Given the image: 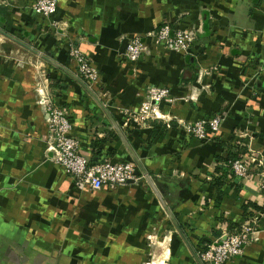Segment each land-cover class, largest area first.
<instances>
[{"label": "crops", "instance_id": "obj_1", "mask_svg": "<svg viewBox=\"0 0 264 264\" xmlns=\"http://www.w3.org/2000/svg\"><path fill=\"white\" fill-rule=\"evenodd\" d=\"M0 1V30L78 78L36 55L0 61V264H57L58 255L74 264L77 251L87 264L88 251H96L100 262L106 255H135L164 210L136 164L140 178L94 192L78 189L51 160L36 92L49 94L66 113L79 154L90 161L134 162L67 60L71 45L96 68L98 88L88 89L182 225L187 244L179 235L182 244L171 262L197 264L193 245L200 238L212 241L256 220L260 230L222 264H264V0H56L48 18L31 12L32 0ZM162 23L192 31L186 53L154 46L144 36ZM133 34L146 47L129 63L121 54ZM148 86L168 89L171 100L158 103L172 119L168 126L156 120L141 127L125 123L122 110L135 107ZM213 113L224 120L207 142L175 123ZM228 151L254 156L244 177L215 170L224 168ZM217 175L219 191L212 184ZM245 201L260 208L244 213Z\"/></svg>", "mask_w": 264, "mask_h": 264}, {"label": "built area", "instance_id": "obj_2", "mask_svg": "<svg viewBox=\"0 0 264 264\" xmlns=\"http://www.w3.org/2000/svg\"><path fill=\"white\" fill-rule=\"evenodd\" d=\"M3 2V1H0ZM56 0H34L31 9L43 16L51 15L55 11ZM152 45L178 53H186L193 39L192 31L188 29L171 30L167 23L158 25L154 30L145 33ZM146 44L141 36L130 35L125 43L122 58L135 63L142 56ZM75 72L82 78L86 86L97 89L99 75L91 65L89 58L75 46L67 50ZM45 96V97H43ZM39 97L41 107L44 109V122L48 133L47 149L52 151L51 160L61 166L70 176L76 187L85 191L108 192L113 187L123 186L129 180L140 178L132 161L112 162L109 160L90 161L78 152V140L71 135V123L66 113L55 106L48 95ZM168 89L165 87L148 86L144 89L141 100L135 107L122 110L125 123L138 127L145 126L149 121H162L166 126L171 118L162 114L158 103L168 101ZM224 120V114L213 113L204 118L193 121L176 120V125L186 134L199 141L213 140ZM254 162V156L247 159L237 157L228 159V169L234 176L244 177L247 164ZM251 227L244 223L239 226L238 232L223 234L213 240L199 258L206 264H222L237 256L244 244L252 237Z\"/></svg>", "mask_w": 264, "mask_h": 264}, {"label": "rangeland", "instance_id": "obj_3", "mask_svg": "<svg viewBox=\"0 0 264 264\" xmlns=\"http://www.w3.org/2000/svg\"><path fill=\"white\" fill-rule=\"evenodd\" d=\"M33 1L34 0H32V2L30 3L29 9L31 10V12H33L35 14H39V13L34 12L31 9V4L33 3ZM15 3H16V1L14 2V4ZM39 15H41V14H39ZM41 16H43V15H41ZM43 17L48 18V17H50V15L43 16ZM6 32H8V31H6ZM7 46L9 47L8 49L6 48ZM33 55H35V54L27 51L23 47H21L18 44L10 41L5 36L0 34V61L2 59L10 61V60L14 59L13 57H15V58L18 56L32 57ZM66 55H67V60L69 61L70 56L68 55V52H66ZM9 58H10V60H9ZM11 62L13 63L14 60H12ZM22 62L24 63L25 60H22ZM24 66L26 67L27 64H24ZM55 71H57V70H55ZM43 95H48L50 98V101L54 104V101L52 100V98L49 94H46L45 92L39 94L36 92V98L34 99V103L36 105L41 106V102L39 100V97H42ZM43 97H45V96H43ZM242 159H244V157H242ZM247 166H248V164H247ZM230 173H231V171H230ZM95 192H97V191H95ZM162 211L163 212L161 213V217L158 220L153 221V223L148 228L146 235H144L141 238L140 243H141L142 249L140 251H135L136 252L135 255L131 254V256H130V254H129V256H128L127 251H126L125 256H120L119 254H116L114 257L112 255H106L102 258H99L101 260H103L105 258L104 261L100 262V261H98V259L96 257V251H88V252H92V254L89 256V264H97V263L98 264L99 263H102V264H118L119 262H121L122 264H128V263H130V264H173V261H174L173 259L171 262V257L174 256L173 251H178V246H180L182 244V241H181V238L179 237V234L176 231L173 223L171 222V220L166 215V212L164 210H162ZM175 221H176V219H175ZM254 221H255V223H252L251 221L247 222V224L251 227V231L253 232L251 235H253L257 230H260V229H258L259 228L258 226H261V225H258L256 223V220H254ZM242 225H244V223ZM179 227H181L180 229L183 230L181 224L179 225ZM228 230H225L224 233L231 234L234 232H238L239 228H235V229L232 228V229H228ZM199 240L200 241H198L197 243H195V245H193V249H194V252H195L197 258L201 262V264H206L200 260L199 255L203 250H205L207 248V246L213 240L212 241H208V240L203 241V240H201V238ZM200 242H202V244ZM198 244H201L202 246H200V245L198 246ZM201 247H204V249H202ZM198 249L199 250L201 249V250L199 251ZM120 252L121 251H119V253ZM69 258H70V256H61V255L59 256L58 255L57 256V264H64L66 262V260H68ZM71 258H72V261L74 264H87L88 263V260L86 258L83 259V255L80 253V251L74 252L73 255L71 256ZM191 263L195 264V261H192Z\"/></svg>", "mask_w": 264, "mask_h": 264}, {"label": "water", "instance_id": "obj_4", "mask_svg": "<svg viewBox=\"0 0 264 264\" xmlns=\"http://www.w3.org/2000/svg\"><path fill=\"white\" fill-rule=\"evenodd\" d=\"M0 34L5 36L7 39H9L10 41L18 44L19 46L23 47L24 49H26L27 51L35 54L37 57L43 59L44 61H46L47 63L53 65L54 67L62 70L63 72L67 73L69 76H71L73 79L78 81V78L75 77V75H73L72 73H70L69 71H67L63 66L59 65L58 63H56L55 61H53L52 59H50L49 57L43 55L42 53L36 51L35 49H33L32 47L28 46L27 44L21 42L20 40H18L17 38L13 37L12 35L0 30ZM84 89L92 96V98L96 101V103L102 108V110L104 111V113L106 114V116L108 117V119L110 120L114 130L116 131L117 135L120 137V139L122 140V142L124 143V145L127 147V150L129 151L133 161L135 162V164L137 165V167L139 168V170L141 171L144 179L146 180V182L149 184V186L151 187V189L154 191V194L156 195V197L158 198V200L160 201L164 211L166 212V215L168 216V218L171 220V222L173 223L176 231L178 232V234L180 235V237L182 238V240L187 244V241L181 231V229L179 228L177 222L175 221L174 217L172 216L170 210L168 209V207L165 205L164 201L161 199L159 192L157 191V189L154 187L152 181L150 180V178L148 177V175L146 174V172L142 169V167L140 166V163L138 162V160L136 159V157L134 156V154L132 153V151L128 148L125 140L123 139L118 127L115 125V123L113 122L111 116L109 115L108 111L106 110V108L103 107L102 103L100 102V100L94 95V93L88 89V87L85 84H82ZM131 180H129L128 182H130ZM194 258L197 262V264H201V262L199 261V259L197 258L196 255H194Z\"/></svg>", "mask_w": 264, "mask_h": 264}, {"label": "trees", "instance_id": "obj_5", "mask_svg": "<svg viewBox=\"0 0 264 264\" xmlns=\"http://www.w3.org/2000/svg\"><path fill=\"white\" fill-rule=\"evenodd\" d=\"M55 83H57V81H55ZM152 131H153V130H152ZM100 141H103V139L92 141V146L95 147V145H96L98 142H100ZM237 157H239V156H238V153H237L236 151H232V152H229V151H228L227 156H226L225 158L221 159V161L224 162V168H220V167L218 166V167L215 168V170H216V171H219L220 173H222V171H227V170H229V169H228L227 160H228V159H234V158H237ZM221 170H222V171H221ZM137 173H138V172H137ZM220 178H221L220 175H217V176H215V177L212 178V184L216 186L217 191H219L218 186L221 184V181H220V180H222V179H220ZM248 207H251V208H253V209H255V210H257V209L260 208L259 206H257V205L254 204V203H251V202H249V201H245L244 203L241 204V210H242V212L245 213V210H246ZM203 241H204V240H203ZM203 241H202V242H203ZM202 242H200V243L202 244ZM201 244H200V246H202ZM198 246H199V245H198ZM195 248H196V247H195ZM201 248L204 249V247H201ZM198 250H199V249H198ZM200 250H201V249H200ZM200 250H199V251H200Z\"/></svg>", "mask_w": 264, "mask_h": 264}]
</instances>
